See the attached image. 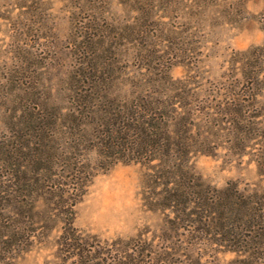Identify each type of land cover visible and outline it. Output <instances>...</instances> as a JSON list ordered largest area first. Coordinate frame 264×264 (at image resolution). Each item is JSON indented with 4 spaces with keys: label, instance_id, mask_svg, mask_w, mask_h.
<instances>
[{
    "label": "trees",
    "instance_id": "1",
    "mask_svg": "<svg viewBox=\"0 0 264 264\" xmlns=\"http://www.w3.org/2000/svg\"><path fill=\"white\" fill-rule=\"evenodd\" d=\"M97 1L83 0L91 13L74 22L72 63L59 82L49 77L46 57L29 50L22 70H9L0 81L2 102L11 90L21 91L7 99L15 113L7 118L10 129L0 128V264H12L57 225L58 264H148L155 256L158 264H171L174 252L134 250V237L106 240L74 226V206L91 179L117 162L150 166L149 181L158 189L151 202L170 211L164 231L173 248L183 236L234 251L240 257L229 264H263L264 190H241L234 182L213 186L191 169L189 158L196 151L213 152L222 138L244 146L261 123L262 114L252 108L264 45L241 52L242 78L231 85L228 102L199 105L201 89L169 72L179 62L173 57L184 54L160 12L176 0H122L137 12L124 21L98 11L91 4ZM246 1L222 5L221 16L234 20ZM187 3V25L204 19L208 6L221 4ZM134 56L140 62L135 66ZM35 58L38 71L31 69ZM14 73L23 81L16 82ZM215 108L220 112L211 113ZM258 164L263 171L264 152Z\"/></svg>",
    "mask_w": 264,
    "mask_h": 264
},
{
    "label": "rangeland",
    "instance_id": "2",
    "mask_svg": "<svg viewBox=\"0 0 264 264\" xmlns=\"http://www.w3.org/2000/svg\"><path fill=\"white\" fill-rule=\"evenodd\" d=\"M183 1H173L167 4L169 8L164 14L160 12L163 17L166 15L164 21L168 26L176 31L175 41L182 42L176 47H179L180 55L184 54L176 59L173 57V61L179 62L174 63L169 72L173 78H188L193 87L201 89L199 105L213 103L219 106L220 102H228L231 89L235 88L231 85L241 81V52L264 45L261 26L264 0H247L232 21L221 16V6L231 5L232 0H218L220 5L208 6L204 19L192 18L191 25L185 24L192 15L184 4L189 0ZM85 3L83 0H0V81L9 77V70H22L27 61L23 54L29 50L33 55L46 57L44 62L49 63V77L53 83L59 82L72 63L68 41L74 22L86 19L91 13L88 3ZM91 4L98 11H105L106 15L121 21L132 19L137 14L122 0H98ZM130 59L133 66L140 63L136 56ZM261 61V84L260 89L255 90L258 96L252 108L255 113L262 114L258 118L261 123L250 138L242 141L244 146H233L231 141L222 138L216 140L218 147L213 152L196 151L189 158L191 169L213 186L222 187L234 182L241 190H264V170L261 171L258 164L264 152V56H261ZM38 67L39 60L32 59V71H38ZM13 79L23 81L19 73H14ZM6 82L7 92L10 80ZM2 95L0 91V99ZM15 95L20 97L21 91L13 89L8 98L0 101V114L5 116H0L5 119L0 121L1 130L10 129L7 118L15 113L12 102L7 99H15ZM212 112L217 114L220 109H212ZM150 174L149 165L135 162H117L98 172L74 206V226L83 233L96 234L106 240L134 237L136 240L131 243L134 250L147 247L160 253L174 252L171 264H197L194 258L199 260L198 264H229L240 257L234 251L222 250L206 241L195 244L183 236L175 241L181 246L173 248L164 231L165 221L171 214L168 209L156 208L151 202L158 189L153 188L149 181ZM105 190L112 194L109 196L111 199L101 198ZM59 233L60 226L57 225L46 237L36 238L12 264H58ZM190 254L193 260L188 259ZM155 257L148 264H158Z\"/></svg>",
    "mask_w": 264,
    "mask_h": 264
},
{
    "label": "bare ground",
    "instance_id": "3",
    "mask_svg": "<svg viewBox=\"0 0 264 264\" xmlns=\"http://www.w3.org/2000/svg\"><path fill=\"white\" fill-rule=\"evenodd\" d=\"M112 194L110 193H106V190L103 192V194L101 195V198H103V200H108L111 199L109 198V196H111Z\"/></svg>",
    "mask_w": 264,
    "mask_h": 264
}]
</instances>
